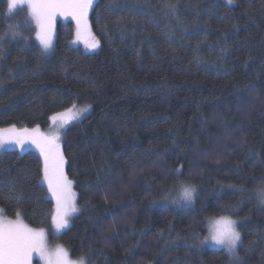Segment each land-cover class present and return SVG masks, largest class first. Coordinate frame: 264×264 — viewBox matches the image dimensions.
<instances>
[{"label": "trees", "instance_id": "1", "mask_svg": "<svg viewBox=\"0 0 264 264\" xmlns=\"http://www.w3.org/2000/svg\"><path fill=\"white\" fill-rule=\"evenodd\" d=\"M27 16L0 0V127L46 128L73 103L91 106L59 135L80 210L54 234L42 157L6 149L0 178H17L24 200L0 196L4 215L19 207L88 264H234L200 245L211 217L231 215L240 264H264V0H97L100 46L73 44L75 22L61 17L44 57ZM184 185L196 186L191 204L164 202Z\"/></svg>", "mask_w": 264, "mask_h": 264}, {"label": "snow or ice", "instance_id": "2", "mask_svg": "<svg viewBox=\"0 0 264 264\" xmlns=\"http://www.w3.org/2000/svg\"><path fill=\"white\" fill-rule=\"evenodd\" d=\"M97 0H7L9 12L18 6H27L28 16L24 24L27 32L35 31V39L39 42L40 56L44 57L53 47V36L56 28L57 16L65 18L71 17L76 25V37L82 39L86 47L95 49L100 46V41L91 32L89 23V13L95 10ZM231 3V0H228ZM174 7V6H169ZM10 35L13 38L22 36V31H18L19 25H9ZM9 36V32L0 35V57L3 55V41ZM25 47L31 39L24 36ZM87 107L77 109L75 103L67 109L65 113H57L49 119L61 121L60 127L68 123L67 114L72 113L71 119H76L81 113L86 112ZM61 137L57 135H44L39 130V125L34 128H17L15 124L7 128H0V149L6 146L15 145L21 151L28 146H34L39 150L43 159L42 175L37 181L38 184H47V191L52 200L55 201L54 211L50 214L51 226L54 234L60 233L69 226V219L73 213L80 209L76 203V193L73 191V181L65 172V159L63 150L59 143ZM241 143H246L241 141ZM174 174H182L180 168L171 170ZM39 175V174H38ZM11 177V173H8ZM18 180L11 177L8 180L0 178V196L9 204L17 206L23 204V186L17 187ZM241 191L243 188L241 187ZM197 189L195 185L184 186L181 194L173 198L174 204L188 203L194 201V194ZM167 199V197H165ZM261 204H264V192L258 194ZM5 209L0 208V264H33L34 254L39 261L44 264H84L81 258L79 261L70 259V254L63 246L58 245L54 250H49L47 246L48 232L43 229H34L24 223L21 209L16 207L15 219L4 215ZM237 221L231 217L220 216L210 220L208 225L209 235L200 241L204 245L207 241H212L216 245L225 243V236L228 242L223 247L230 260L234 264H240V257L237 253L238 245L242 244L241 233L234 231ZM39 261L37 264H39Z\"/></svg>", "mask_w": 264, "mask_h": 264}, {"label": "rangeland", "instance_id": "3", "mask_svg": "<svg viewBox=\"0 0 264 264\" xmlns=\"http://www.w3.org/2000/svg\"><path fill=\"white\" fill-rule=\"evenodd\" d=\"M26 6V5H25ZM19 7V6H18ZM91 14V11H90V13H89V15ZM62 16H57V18H56V28H55V34H54V36H53V45H54V41H55V37H56V31H57V23H58V20H60V19H62L61 18ZM69 19H71L72 20V18L71 17H69ZM73 21V20H72ZM72 43L73 44H78V45H80L79 43H78V39H77V37L76 36H74V38L72 39ZM84 44V41H82V44L80 45L81 47H83L84 49H87V50H91V49H89L88 47H86L85 45H83ZM53 48V47H52ZM52 48L49 50V52L52 50ZM76 106H77V109H79V108H85V107H87L88 108V110L86 111V112H83V113H81L80 114V116L78 117V118H76V119H71V116H72V113H68L67 114V119H68V123H66V124H64V126H63V128H61L60 127V124H61V121L58 119L57 121H52V120H50V125H48L46 128H44V127H42V126H40L39 125V130H40V132L41 133H43L44 135H48V136H53V135H60V132L63 130V129H65V128H67L69 125H71V124H73V123H75V122H77V121H79V120H81L83 117H85L90 111H91V106H81V105H78V104H76ZM72 107V106H71ZM70 107V108H71ZM69 109V108H68ZM66 110L67 109H64V110H61V111H59V112H56V113H54L53 115H55V114H57V113H65L66 112ZM52 115V116H53ZM10 126V125H9ZM9 126H5V127H0V128H7V127H9ZM17 126V128H22V127H20V126H18V125H16ZM34 127H36V126H33V127H27V128H29V129H31V128H34ZM45 129V130H44ZM48 129V130H47ZM59 143H60V141H59ZM60 145H61V143H60ZM61 148H62V145H61ZM6 149H17V150H20L18 147H16L15 145H10V146H6L5 148H2V149H0V151H3V150H6ZM28 149H33V150H35L36 152H38L39 153V150L38 149H36L34 146H28V147H26L25 148V150H23V151H26V150H28ZM63 150V149H62ZM21 151V150H20ZM23 151H21V152H23ZM64 154V153H63ZM65 172H66V165H65ZM67 174V173H66ZM68 176V175H67ZM69 178V177H68ZM70 179V178H69ZM70 180H72V179H70ZM73 181V180H72ZM184 184H186V183H184ZM44 185H46V187H47V184H44ZM184 186H187V185H184ZM73 191L76 193V203H77V206L79 207V204H78V192H77V190H76V188H75V186H74V181H73ZM181 191L182 190H180V191H175L176 193V195L174 196V195H172L169 199H167L166 201H164V202H166V203H168L169 201H172V199L173 198H177V197H179L180 196V194H181ZM49 195H50V193H49ZM50 197H51V195H50ZM55 202V201H54ZM181 204H187V203H181ZM1 208V207H0ZM80 209V208H79ZM79 212V211H78ZM78 212H76V213H73L72 214V217L74 216V215H76ZM220 216H229V217H231V218H233V219H235L236 220V218L235 217H233V216H231V215H220ZM220 216H214V217H211L209 220H208V225H209V222H210V220H212V219H215V218H219ZM8 218H11V219H15V217H8ZM23 219V218H22ZM23 221H24V223L25 224H27L29 227H31V228H34V229H40L39 227H34V226H31L30 224H28L24 219H23ZM237 221V220H236ZM71 225V218L69 219V226ZM68 226V227H69ZM237 226H238V221H237ZM67 227V228H68ZM67 228H65V229H67ZM239 228V227H238ZM43 229H45L48 233H49V230L48 229H46V228H43ZM65 229H63V230H65ZM62 230V231H63ZM240 231V230H239ZM241 233V232H240ZM209 235V232L207 233V235L206 236H208ZM206 236H204L202 239H201V241L202 240H204V238L206 237ZM58 245H61V246H63L65 249H67L62 243H60V242H58V241H55V240H53L52 239V237L50 236V234H48V237H47V246H48V248H49V250H54ZM204 245H206V246H213V247H220V246H217L215 243H213L212 241H207ZM68 250V249H67ZM69 251V250H68ZM69 254H70V252H69ZM70 259L71 260H73V261H79L78 259H74L72 256H71V254H70ZM84 260V259H83ZM39 261V258L38 257H36L35 256V254H34V257H33V264H37V262ZM39 264H44V261H39ZM84 264H88L85 260H84ZM147 264H153L152 262H149V263H147Z\"/></svg>", "mask_w": 264, "mask_h": 264}, {"label": "clouds", "instance_id": "4", "mask_svg": "<svg viewBox=\"0 0 264 264\" xmlns=\"http://www.w3.org/2000/svg\"><path fill=\"white\" fill-rule=\"evenodd\" d=\"M261 192H264V188H262V189H258V194L261 193ZM226 217H229V216H226ZM232 219H233V218H232ZM233 220H235V219H233ZM234 231H235L236 233H240L239 228H238V226H237V223H236V225H235ZM227 242H228V238H227V236H225V243H224V244L217 245V246L225 247V245L227 244ZM213 243H214V242H213Z\"/></svg>", "mask_w": 264, "mask_h": 264}]
</instances>
